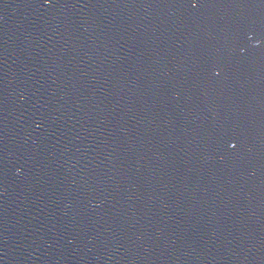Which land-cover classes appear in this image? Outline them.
Here are the masks:
<instances>
[{"label": "water", "instance_id": "95a60500", "mask_svg": "<svg viewBox=\"0 0 264 264\" xmlns=\"http://www.w3.org/2000/svg\"><path fill=\"white\" fill-rule=\"evenodd\" d=\"M0 264H264V0H0Z\"/></svg>", "mask_w": 264, "mask_h": 264}]
</instances>
